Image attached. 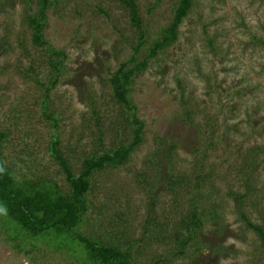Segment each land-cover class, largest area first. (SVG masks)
<instances>
[{
	"label": "rangeland",
	"instance_id": "obj_1",
	"mask_svg": "<svg viewBox=\"0 0 264 264\" xmlns=\"http://www.w3.org/2000/svg\"><path fill=\"white\" fill-rule=\"evenodd\" d=\"M37 1L0 0V132L8 129L3 163L17 179H51L68 192L66 174L50 151L52 141L59 138L78 175L86 157L128 137L108 79L121 63L133 56L143 61L151 53L179 0H162L153 9L158 0H137L146 30V43L137 53L139 33L120 0H58L49 10L45 36L67 58L47 106L43 85H50L56 73L47 49L33 44L28 17ZM179 31L177 42L151 58L132 85L133 103L146 124L144 142L126 165L94 175L79 230L103 242L118 234L121 243H137L129 264H264L262 241L241 217L264 227V0H194ZM206 34L216 37L214 44ZM182 91L197 111L199 128L183 120ZM92 101H98L100 122L92 114ZM164 136L182 143L179 173L213 177L203 192L194 193H202L198 211L208 207L211 196L220 213L214 221L204 215L183 256L172 255L176 246L149 232L147 221L150 229L162 225L170 231L190 210L191 196L176 204L175 197L162 193L151 210V195L139 180L147 155ZM121 213L127 223L117 218ZM115 219L119 227H112ZM1 220L0 212V230ZM6 237L1 231L0 264H86L59 244L62 237L35 242L29 254L16 251V242Z\"/></svg>",
	"mask_w": 264,
	"mask_h": 264
},
{
	"label": "trees",
	"instance_id": "obj_2",
	"mask_svg": "<svg viewBox=\"0 0 264 264\" xmlns=\"http://www.w3.org/2000/svg\"><path fill=\"white\" fill-rule=\"evenodd\" d=\"M120 1L130 12L132 24L139 33L136 46L137 53L146 43V30L143 29V19L139 16V5L137 0ZM161 1L158 0L151 9L160 4ZM56 3H58V0H38L37 10L28 17V23L33 31V44L38 48L45 47L47 49L50 54V67L56 73L55 78L51 79L50 85H43L46 91L43 106H47L48 96L53 86L57 84L58 76L67 58L66 52L56 49L45 36L48 13ZM193 6L194 0H179L173 10L172 22L162 29L158 38L155 39L151 46V53L143 61H137L136 57L133 56L128 62L121 63L119 68L114 73H111L108 79L112 87L113 98L122 107L121 112L124 119L122 127H124L123 130L128 137L121 139L114 147L102 152L97 150L89 157H86L83 169L78 175L73 172L68 159L59 148V138H54L50 145V151L66 174V181L70 188L68 192L59 188L51 179L42 178L39 182H24L21 179H17L14 176V172L3 163L1 146H3V142L7 138L8 129L0 132V212L3 220H1L3 226L0 232H5L7 236L6 242H16L14 246L16 251H23L29 254L32 248H36L35 242L39 240L50 242L51 236H54L64 238V241L59 244L61 246L64 245L67 249L69 248L68 250L73 253L74 257L83 260L86 264L130 263V251L133 245L137 243L130 241L127 245L126 243H121L122 238H119L118 234L115 236L111 234L110 240L103 242L100 238H93L83 234L79 227L88 210V195L93 191L94 175L110 167L116 168L126 165L133 153L144 142L146 124L139 118L137 107L133 103L131 96L132 85L135 82V78L148 67L151 58L157 56L161 50L177 42L180 35V26L190 14ZM99 12L105 13L102 8L99 9ZM125 39L128 40L126 37ZM206 39L210 44H214L216 37H209L206 34ZM0 46L2 48L4 44ZM54 57L56 60H54ZM132 64L134 65L130 66ZM181 95L184 100L183 120L186 124L199 128V123H197L196 119L197 111L190 107L189 99L185 97V91H182ZM96 104L99 105L98 101L96 103L92 101L89 105L92 109V114L96 116L97 122H100L102 119L101 110ZM44 108L47 109V107ZM49 116L56 122L58 121V117ZM208 121L209 123L212 122L211 119ZM180 144H182L180 140H172L167 136L158 137L156 148L146 157L147 169L139 179L140 184L151 195L152 200L149 204L151 210L156 207L157 197L162 193L175 197L176 204L180 197L191 196L189 199L190 210L183 213L182 218L179 220L180 223L176 224L170 231L168 229L165 231L162 225L156 224L158 227L154 225L155 228L150 229L151 220L147 221L149 232L151 230H154L152 233L158 232L164 236V241L162 240L161 242L176 246L171 254L177 256L186 255L187 248L191 241L197 237V232L203 225L204 215L208 216L210 221L217 220L220 217L218 204L211 199V196L208 197L206 202L208 207L201 212L198 211L202 193L198 196L194 193L203 192V188L213 177L210 174L205 175L206 173H194L192 176L179 173L176 159L177 151L181 147ZM209 147L213 146L210 145ZM202 156V160H204L206 158L205 151ZM238 197L240 200L245 198L243 195H238ZM241 217L246 222L247 228L253 230L260 238L264 248V227L251 222L245 214H241ZM117 218L121 219L122 222H128L125 213H121ZM116 226L119 227V224L115 219L112 222V227ZM156 239L161 238L157 237ZM64 242L68 245L63 244ZM74 244L76 250L72 247ZM60 245L56 246L59 247ZM153 264H158V262Z\"/></svg>",
	"mask_w": 264,
	"mask_h": 264
}]
</instances>
